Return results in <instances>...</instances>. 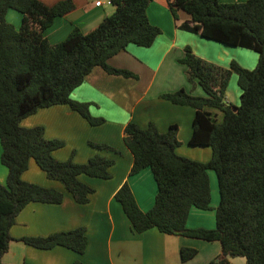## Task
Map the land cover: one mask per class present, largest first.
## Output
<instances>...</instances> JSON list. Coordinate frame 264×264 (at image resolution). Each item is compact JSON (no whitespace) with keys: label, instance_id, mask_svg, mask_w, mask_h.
Masks as SVG:
<instances>
[{"label":"trees","instance_id":"trees-1","mask_svg":"<svg viewBox=\"0 0 264 264\" xmlns=\"http://www.w3.org/2000/svg\"><path fill=\"white\" fill-rule=\"evenodd\" d=\"M153 1L112 0L114 13L95 29L84 33L75 28L65 40L51 44L45 31L57 17L76 8L74 0H62L53 6L42 0H0V145L1 163L8 170L7 184H0V264L9 249L10 229L18 214L30 203L58 205L63 201L61 192L23 181L31 160L49 179L62 183L79 204L89 202L93 193L79 176L107 180L113 165V161L98 155L85 164L72 159L58 161L53 152L64 142L46 139L43 127L23 128L21 121L39 109L65 105L90 125L103 124V118L91 115L89 103L74 101L71 94L97 67L109 75L135 78L128 71L111 67L108 60L130 44L144 48L153 45L161 34L147 15ZM168 1L175 18L179 10L189 16L192 25L184 24L183 29L226 46L253 51L258 54V62L252 70L235 60L223 68L186 47L180 63L187 67L189 82L199 86L204 96L179 90L161 98L195 109L189 144L211 148L212 157L203 163L179 156L175 125L161 133L154 123L142 129L130 122L124 130V142L134 158L131 174L151 169L157 194L153 208L147 212L139 208L127 183L115 198L136 233L156 228L165 235L219 242L222 253L208 264H230L232 258H244L246 264H264V0ZM9 10L22 14L18 29L6 20ZM233 75L240 90L237 106L226 101ZM211 111L220 112L222 120L217 121ZM210 171L215 173L219 189L216 226L190 229L187 219L192 208L213 210ZM85 232L80 227L22 241L39 250L64 247L82 254L87 245ZM197 253L196 249L182 248V263Z\"/></svg>","mask_w":264,"mask_h":264},{"label":"crops","instance_id":"crops-1","mask_svg":"<svg viewBox=\"0 0 264 264\" xmlns=\"http://www.w3.org/2000/svg\"><path fill=\"white\" fill-rule=\"evenodd\" d=\"M58 1L42 0L47 6H53ZM97 1L74 0L76 8L63 17H57L45 31L49 42H62L75 28L88 33L114 13L113 5L104 4L99 7ZM147 15L150 23L161 29L153 45L144 48L130 44L108 60L111 67L128 71L135 78L109 75L97 67L71 94L74 101L89 103L91 115L103 118V124L92 126L65 105L39 109L21 121L20 126L23 128L43 127L46 139L64 142L61 149L53 152V157L58 161L72 159L76 164H85L98 155L113 161V165L109 169L111 178L107 180L79 176L81 183L93 189L89 202L79 204L62 183L49 179L31 160L28 170L22 175L23 181L57 190L63 194V201L58 205L30 203L18 214L10 229L11 241L2 258L3 264H183L182 248L198 251L195 258L186 264H208L221 255L219 242L165 235L156 228L143 233L133 231L121 204L115 198L117 191L127 183L139 208L147 212L154 206L157 184L149 168L131 174L134 158L125 145L124 130L130 122L142 129L154 123L161 133L175 125L180 142L176 153L194 161L209 162L212 157L211 151L207 150L209 147L189 144L195 109L172 104L161 96L179 90L193 96H204L199 86L189 82L187 67L180 63L186 47H190L198 57L223 68H228L235 60L251 70L252 55H249L250 64L248 53L239 54L235 49L237 47L226 46L183 29L181 26L184 24L192 25L189 16L179 10L175 18L168 0L151 2ZM6 20L18 29L22 23V14L9 10ZM236 82L237 77L230 81L226 101L237 106L240 90L234 87ZM211 112L217 121L222 120L220 112ZM91 144L107 146L108 149H99ZM1 155L0 147V184L6 185L8 170L1 163ZM212 172H209V177L211 207L214 208L209 211L192 208L187 219V227L190 229H214L216 226L215 209L220 199H216V190L215 193L213 191L217 180ZM80 227L85 228L87 240L82 254L64 247L39 250L22 241L26 237H47ZM236 262L237 258L229 259L230 264ZM239 264H246V260L239 261Z\"/></svg>","mask_w":264,"mask_h":264},{"label":"rangeland","instance_id":"rangeland-1","mask_svg":"<svg viewBox=\"0 0 264 264\" xmlns=\"http://www.w3.org/2000/svg\"><path fill=\"white\" fill-rule=\"evenodd\" d=\"M60 1H62V0H60ZM242 1H246V0H222V2L223 3H229V2H231V3H235V2H242ZM59 2V1H58ZM110 6H108V8H109ZM237 51H238V53L239 54H243V53H248V63H250V58H249V55H252V56H250V57H252V68L254 69L255 67H256V65H257V62H258V54L257 53H255V52H253V51H249V50H243V49H241V48H235ZM238 56H240V55H238ZM241 57H237V59H240ZM240 64V63H239ZM251 64V63H250ZM241 65V64H240ZM244 68V67H243ZM252 70V69H251ZM232 79H236V75H233L232 76V78H231V80ZM230 80V81H231ZM234 87H236V89H238L239 90V88H238V85H237V82H236V85H234ZM232 92V91H231ZM1 147V146H0ZM190 150V149H189ZM207 150H209V151H211V154H212V150H211V148H209V149H207ZM192 151H194V150H191V152ZM201 151V150H200ZM204 151H206V150H204ZM213 174H215L214 172H212ZM216 176V175H215ZM216 180H217V178H216ZM215 190H216V199H219V189H218V183L216 182V188H214L213 187V191H214V193H215ZM213 199H214V196H213ZM219 201V200H218ZM218 207V206H217ZM213 208H214V206H213ZM235 259V258H234ZM238 259V262H236L237 264H239V261L240 262H244L245 261V259L244 258H237Z\"/></svg>","mask_w":264,"mask_h":264},{"label":"built area","instance_id":"built-area-1","mask_svg":"<svg viewBox=\"0 0 264 264\" xmlns=\"http://www.w3.org/2000/svg\"><path fill=\"white\" fill-rule=\"evenodd\" d=\"M104 4L105 5H113L112 0H106L105 2H102L101 0H99L96 2V5L99 7L103 6Z\"/></svg>","mask_w":264,"mask_h":264}]
</instances>
